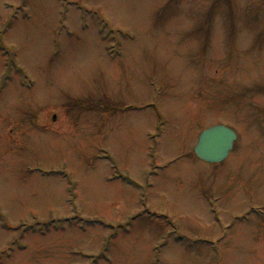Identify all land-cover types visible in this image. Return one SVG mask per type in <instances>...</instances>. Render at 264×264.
Returning a JSON list of instances; mask_svg holds the SVG:
<instances>
[{"label": "rangeland", "instance_id": "rangeland-1", "mask_svg": "<svg viewBox=\"0 0 264 264\" xmlns=\"http://www.w3.org/2000/svg\"><path fill=\"white\" fill-rule=\"evenodd\" d=\"M0 264H264V0H0Z\"/></svg>", "mask_w": 264, "mask_h": 264}, {"label": "water", "instance_id": "water-1", "mask_svg": "<svg viewBox=\"0 0 264 264\" xmlns=\"http://www.w3.org/2000/svg\"><path fill=\"white\" fill-rule=\"evenodd\" d=\"M236 138L234 131L228 127L211 126L200 133L193 150L194 155L204 163H221L232 151Z\"/></svg>", "mask_w": 264, "mask_h": 264}]
</instances>
